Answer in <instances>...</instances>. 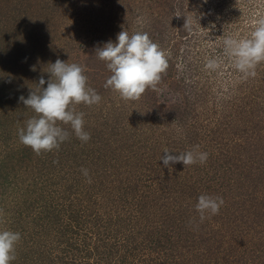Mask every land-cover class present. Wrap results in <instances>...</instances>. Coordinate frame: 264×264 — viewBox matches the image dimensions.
<instances>
[{"label": "rangeland", "instance_id": "1", "mask_svg": "<svg viewBox=\"0 0 264 264\" xmlns=\"http://www.w3.org/2000/svg\"><path fill=\"white\" fill-rule=\"evenodd\" d=\"M261 19L264 0H0V229L22 237L11 264H264V63L246 76L223 43ZM123 29L167 53L159 91L137 101L104 87L95 55ZM57 59L102 100L76 107L89 142L65 126L37 156L19 141L35 115L19 97ZM196 146L205 164L164 167L166 150ZM202 194L224 206L201 223Z\"/></svg>", "mask_w": 264, "mask_h": 264}, {"label": "clouds", "instance_id": "2", "mask_svg": "<svg viewBox=\"0 0 264 264\" xmlns=\"http://www.w3.org/2000/svg\"><path fill=\"white\" fill-rule=\"evenodd\" d=\"M224 53L232 59L234 66L246 76H255V69L264 63V19L257 22L248 38L226 37ZM95 55L105 62L111 75L106 80L105 88L118 93L121 99L137 101L147 90L159 91L163 75L169 67L167 53L153 42L147 32L137 31L134 34L124 29L118 33L116 42L109 40L103 47L96 49ZM217 59H209L207 67H218ZM50 78L45 87V79L40 78L35 91H30L27 99L19 100L35 115L26 121L25 127L18 129L20 143L29 147L37 155L58 151L61 144L69 139L71 129L82 143L91 139L85 130L84 112H78V105L92 107L99 105L102 97L89 86L88 77L82 66L57 59L50 63ZM174 154L165 151L161 157L164 167L182 163L184 168L207 162L208 153L198 150ZM82 174L91 183L87 169ZM224 206L220 196L202 194L198 197L195 210L200 222L219 215ZM21 234L10 229H0V264H11L17 259V246Z\"/></svg>", "mask_w": 264, "mask_h": 264}]
</instances>
